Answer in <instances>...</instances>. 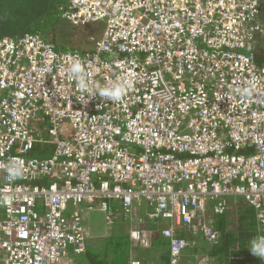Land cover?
I'll list each match as a JSON object with an SVG mask.
<instances>
[{"label":"built area","instance_id":"2783aa9c","mask_svg":"<svg viewBox=\"0 0 264 264\" xmlns=\"http://www.w3.org/2000/svg\"><path fill=\"white\" fill-rule=\"evenodd\" d=\"M262 1L67 0L63 19L99 25L92 51L0 39V264H81L84 209L130 224L128 264L144 219L180 264L236 200L264 236ZM113 82L119 100L100 94Z\"/></svg>","mask_w":264,"mask_h":264},{"label":"trees","instance_id":"16d2710c","mask_svg":"<svg viewBox=\"0 0 264 264\" xmlns=\"http://www.w3.org/2000/svg\"><path fill=\"white\" fill-rule=\"evenodd\" d=\"M50 2L51 0H0V39L19 37L27 33L37 34L54 44L57 50H62L57 48L50 30L47 33L39 30L40 26L47 27L45 13L51 7ZM66 5L58 6L61 17ZM261 8L264 14V0ZM38 23L40 24L37 25ZM94 38L92 37L93 42H95ZM70 51L86 52L75 49ZM254 55L257 61L261 62L264 45L258 44ZM46 148L35 147L31 155L39 157L48 155L49 150ZM113 209L119 210L116 206H113ZM119 219L124 222L122 218ZM118 221L116 220L115 224ZM122 222L120 223L124 224ZM115 224L110 236L93 240L87 244L85 254L78 257V263L128 264L131 250L129 237L124 231V226L115 227ZM160 228L158 223L144 219L141 228L142 235L143 239L148 240L149 246L144 248L139 244L135 249L142 264H150L153 256H156L157 260L152 264H169L168 241L161 237ZM215 229L219 234L218 241L201 248L200 252L190 249L185 255V260H189L190 264H264V259L250 252V241L255 234V223L251 208L243 201L230 202L226 211L216 219ZM180 237L189 238L190 236L180 234Z\"/></svg>","mask_w":264,"mask_h":264},{"label":"rangeland","instance_id":"374dc122","mask_svg":"<svg viewBox=\"0 0 264 264\" xmlns=\"http://www.w3.org/2000/svg\"><path fill=\"white\" fill-rule=\"evenodd\" d=\"M51 7L48 9L46 15L47 27L40 26V31L43 33H47L49 30L51 31V36L55 40V44L58 49L62 50H79V51H92L94 48V39L98 37L99 25H87L76 27L67 22L65 19L61 17V13L59 12V5H66L67 0H51ZM38 23L37 25H39ZM50 148V146H47ZM240 200H236L233 202H238ZM83 214V225L93 237L98 235L106 234L109 228L106 226L104 214L98 210H81ZM123 223V222H122ZM114 226V224H113ZM119 226H124L125 224H121L119 222ZM127 231V228H125ZM87 232V235H88ZM110 232V231H109ZM75 261L78 262V256L74 257Z\"/></svg>","mask_w":264,"mask_h":264},{"label":"clouds","instance_id":"9594fccd","mask_svg":"<svg viewBox=\"0 0 264 264\" xmlns=\"http://www.w3.org/2000/svg\"><path fill=\"white\" fill-rule=\"evenodd\" d=\"M68 71L78 79L79 87L81 89L86 88V84H85L86 73L82 63L79 60L73 61L70 64ZM123 92H124V85L118 82H113L110 84L109 87L103 89L100 94L107 96L113 100H119ZM11 174L16 175L17 173L15 170H12ZM250 252L257 257L264 259V236H259L255 238L253 241H251Z\"/></svg>","mask_w":264,"mask_h":264},{"label":"crops","instance_id":"0c3cea01","mask_svg":"<svg viewBox=\"0 0 264 264\" xmlns=\"http://www.w3.org/2000/svg\"><path fill=\"white\" fill-rule=\"evenodd\" d=\"M40 147V146H39ZM43 147H45V146H43ZM46 149H50V148H46ZM240 201H242V200H240ZM234 203H237V202H234ZM254 216V215H253ZM219 216H215L214 217V219H213V226L215 227V224H216V219L218 218ZM116 220H119L118 222H122V221H120V219L118 218V219H116ZM116 220H115V222H116ZM124 221V220H123ZM115 222H114V224H115ZM118 222L115 224V227L118 225ZM124 224H125V227H124V231H125V233L126 234H128V231H129V228H130V224L129 223H127V222H123ZM255 223V222H254ZM158 225L160 226V227H162V225H165V223L164 222H159L158 223ZM113 225H112V227H108L109 228V230H108V232L106 233V234H103V235H98V236H95V237H93L91 234H89V232H88V235H87V237H88V243L89 242H91V241H93V240H98V239H102V238H106V237H108V236H110L112 233H113V231H111L112 229H113ZM125 228H127V231L125 230ZM109 231H111V232H109ZM86 232V233H87ZM182 235H184L183 233H181ZM186 235V234H185ZM167 240V239H166ZM168 241V240H167ZM193 241H195V245H194V247L191 249V250H193V251H198V252H200V250H201V248H203V247H205L206 245H208V244H206L205 242H203L201 239H199V238H193ZM87 243V244H88ZM167 248H168V246H167ZM190 249H188V250H185L184 252H183V254H182V256H181V259H180V264H190L191 262L189 261V260H185V255L187 254V251H189ZM167 253H168V249H167ZM157 260V258H156V256H153V259L150 261V264H152L153 262H155Z\"/></svg>","mask_w":264,"mask_h":264}]
</instances>
